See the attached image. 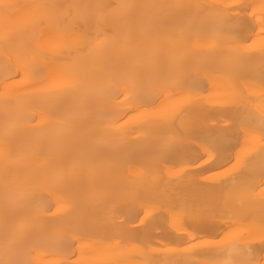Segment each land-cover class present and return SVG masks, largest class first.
I'll return each instance as SVG.
<instances>
[{
	"label": "bare ground",
	"instance_id": "6f19581e",
	"mask_svg": "<svg viewBox=\"0 0 264 264\" xmlns=\"http://www.w3.org/2000/svg\"><path fill=\"white\" fill-rule=\"evenodd\" d=\"M3 4L0 264H264V0Z\"/></svg>",
	"mask_w": 264,
	"mask_h": 264
},
{
	"label": "snow or ice",
	"instance_id": "6c2138e0",
	"mask_svg": "<svg viewBox=\"0 0 264 264\" xmlns=\"http://www.w3.org/2000/svg\"><path fill=\"white\" fill-rule=\"evenodd\" d=\"M0 6L4 7L5 9L12 7V5H9V4H3ZM242 252H243V254L250 256V250L249 249H244V250H242ZM240 264H250V260L241 261Z\"/></svg>",
	"mask_w": 264,
	"mask_h": 264
}]
</instances>
